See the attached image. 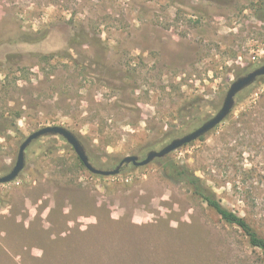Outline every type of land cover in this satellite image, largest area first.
I'll use <instances>...</instances> for the list:
<instances>
[{
	"label": "rangeland",
	"instance_id": "374dc122",
	"mask_svg": "<svg viewBox=\"0 0 264 264\" xmlns=\"http://www.w3.org/2000/svg\"><path fill=\"white\" fill-rule=\"evenodd\" d=\"M261 65L264 0H0V176L49 125L75 133L95 167L144 159L213 117ZM165 157L264 235V75ZM78 161L60 135L30 143L23 171L0 183V264H264L158 159L110 176ZM62 202L70 228L58 230Z\"/></svg>",
	"mask_w": 264,
	"mask_h": 264
},
{
	"label": "water",
	"instance_id": "95a60500",
	"mask_svg": "<svg viewBox=\"0 0 264 264\" xmlns=\"http://www.w3.org/2000/svg\"><path fill=\"white\" fill-rule=\"evenodd\" d=\"M264 75V65H261L247 74L235 79L228 89L222 107L219 111L210 119L206 120L202 125L194 129L193 131L186 133L180 137L172 139L168 144L162 147L160 150H151L147 153L144 159H139L137 155H127L125 156L119 164L114 169H102L95 167L89 159V156L75 133L70 129L61 125H49L29 134L20 144L17 160L13 168L6 175L0 176V183H8L15 180L19 174L25 168L26 163V149L30 143L44 135H60L64 137L69 144L72 145L78 158L84 164V166L92 173L96 175L110 176L120 173L123 166L132 163L135 166H145L156 158H163L174 150L186 145L192 141H195L208 133L210 130L215 128L219 123H221L231 112L235 103L236 95L244 88L251 85L260 76Z\"/></svg>",
	"mask_w": 264,
	"mask_h": 264
},
{
	"label": "trees",
	"instance_id": "16d2710c",
	"mask_svg": "<svg viewBox=\"0 0 264 264\" xmlns=\"http://www.w3.org/2000/svg\"><path fill=\"white\" fill-rule=\"evenodd\" d=\"M125 76L129 77L130 74L126 73ZM203 137L204 135L200 138L202 139ZM157 159L161 161L162 166L164 168V173L168 179L177 182H183L184 184H186L191 190V192L195 196L199 197L202 201H204L210 209L214 210L225 223L239 227L243 231L244 235L247 237L249 245L253 248L259 249L264 255V235H262L244 216L225 206L222 201L218 198L215 190H213V188L208 185L206 180H204L201 176L197 175L194 169H192L186 164L179 163L178 161L170 157H163ZM78 162L80 166L84 167V164L81 162L80 159ZM123 169H125V166H123L122 170ZM63 209L64 207L62 202L56 207V210L59 211L60 215H62L63 218H59L62 220L57 224L52 222V224H55L58 230H61L62 228H70L69 221L71 220V218L64 217L66 216V213ZM54 210L55 208L53 207L51 211ZM108 221L109 219L105 220L104 222L101 220V223H99L98 225H100L101 227H104L105 225L107 226ZM110 221L112 222L113 220L110 219ZM25 230L28 229L25 227ZM64 230L65 229H63V231ZM66 239L67 237H63L60 240L66 241ZM96 257L98 256L93 255L87 259L90 260L91 263H94V261L97 260L95 259ZM11 259L13 261L12 256L10 260ZM98 262L99 261H97V263Z\"/></svg>",
	"mask_w": 264,
	"mask_h": 264
},
{
	"label": "flooded vegetation",
	"instance_id": "af4514ba",
	"mask_svg": "<svg viewBox=\"0 0 264 264\" xmlns=\"http://www.w3.org/2000/svg\"><path fill=\"white\" fill-rule=\"evenodd\" d=\"M157 159V158H156Z\"/></svg>",
	"mask_w": 264,
	"mask_h": 264
}]
</instances>
